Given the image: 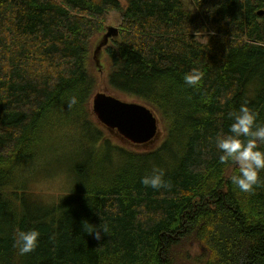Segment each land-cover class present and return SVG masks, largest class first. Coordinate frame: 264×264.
Here are the masks:
<instances>
[{
	"label": "trees",
	"instance_id": "trees-1",
	"mask_svg": "<svg viewBox=\"0 0 264 264\" xmlns=\"http://www.w3.org/2000/svg\"><path fill=\"white\" fill-rule=\"evenodd\" d=\"M124 1L0 0V264H264V171L241 192L215 144L241 104L264 124V0ZM113 12L107 81L157 117L151 150L90 106L93 41ZM66 164L77 185L62 202L19 193ZM153 169L165 187L141 183ZM84 221L109 231L97 240ZM32 229L38 245L21 255L16 235Z\"/></svg>",
	"mask_w": 264,
	"mask_h": 264
},
{
	"label": "clouds",
	"instance_id": "clouds-1",
	"mask_svg": "<svg viewBox=\"0 0 264 264\" xmlns=\"http://www.w3.org/2000/svg\"><path fill=\"white\" fill-rule=\"evenodd\" d=\"M202 74L192 71L184 76V81L188 86H195L201 80ZM77 103V98L72 96L68 101V107L71 108ZM232 123L226 134H218L215 137V144L218 151L220 162L233 163L237 168V173L231 176V182L241 192H252L255 186L260 184L259 173L264 171V150L261 145L264 144V124L257 122V114L247 105L241 104L238 110L231 112ZM164 172L159 169H153L151 175H146L141 179V183L146 187L159 189L165 187L163 179ZM83 228L88 234L95 235V239H102V233L107 234L109 229L107 225H100L97 228L83 222ZM40 233L32 229L28 231H19L15 238V245L18 247L21 255L33 251L38 245Z\"/></svg>",
	"mask_w": 264,
	"mask_h": 264
},
{
	"label": "water",
	"instance_id": "water-1",
	"mask_svg": "<svg viewBox=\"0 0 264 264\" xmlns=\"http://www.w3.org/2000/svg\"><path fill=\"white\" fill-rule=\"evenodd\" d=\"M117 34V27H107L106 33L97 42L93 60L99 69L102 49ZM91 108L101 125L117 130L120 136L133 144L146 146L159 137L157 117L145 105L127 103L98 93L93 98Z\"/></svg>",
	"mask_w": 264,
	"mask_h": 264
},
{
	"label": "rangeland",
	"instance_id": "rangeland-1",
	"mask_svg": "<svg viewBox=\"0 0 264 264\" xmlns=\"http://www.w3.org/2000/svg\"><path fill=\"white\" fill-rule=\"evenodd\" d=\"M121 4L124 6L126 3L124 0H119ZM120 16L118 13L113 12L108 15L107 18V27H117L119 22ZM100 40V37H96L93 41V50L97 44V42ZM100 65L103 69L102 73L99 74V79L101 81V85L95 93H103L108 97H112L127 103H139L135 101V99L131 97H126L125 95L118 93L117 90L112 88L107 81L108 77V65L106 64V56L102 52L100 54ZM93 99L91 100L90 106H92ZM94 115V113H93ZM95 116V115H94ZM96 119V116H95ZM158 131H159V137L155 139L152 143L146 145V146H140L138 145V149L132 148L134 150H151L156 148L159 145L160 140L163 137L162 129L160 125H158ZM121 141L125 142L127 141L123 137H119ZM128 142V141H127ZM129 143V142H128ZM71 165L72 164H66L64 169V174H61L60 177L57 178H42L40 174L33 173V177L31 179H27L25 183V188L22 192L19 191V193H27V194H33L37 198L41 200V202L45 205H54L62 202L69 193L76 187V183L74 179L71 178ZM66 176V177H65ZM21 190V189H20ZM67 193V194H66ZM54 198L55 202H51L50 199ZM53 199V200H54Z\"/></svg>",
	"mask_w": 264,
	"mask_h": 264
},
{
	"label": "bare ground",
	"instance_id": "bare-ground-1",
	"mask_svg": "<svg viewBox=\"0 0 264 264\" xmlns=\"http://www.w3.org/2000/svg\"><path fill=\"white\" fill-rule=\"evenodd\" d=\"M260 13H261V14H260ZM263 13H264L263 11H259V12H258V15H263Z\"/></svg>",
	"mask_w": 264,
	"mask_h": 264
}]
</instances>
